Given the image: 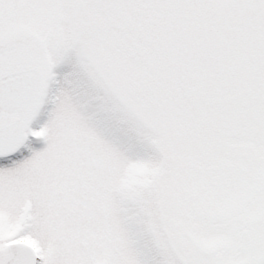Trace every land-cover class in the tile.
<instances>
[{"label":"snow or ice","instance_id":"6c2138e0","mask_svg":"<svg viewBox=\"0 0 264 264\" xmlns=\"http://www.w3.org/2000/svg\"><path fill=\"white\" fill-rule=\"evenodd\" d=\"M0 264H264V0H0Z\"/></svg>","mask_w":264,"mask_h":264}]
</instances>
